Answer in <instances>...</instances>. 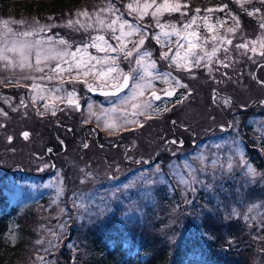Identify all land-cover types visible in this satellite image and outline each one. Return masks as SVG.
<instances>
[{
    "label": "rangeland",
    "instance_id": "374dc122",
    "mask_svg": "<svg viewBox=\"0 0 264 264\" xmlns=\"http://www.w3.org/2000/svg\"><path fill=\"white\" fill-rule=\"evenodd\" d=\"M164 3L180 10L157 12ZM219 4L83 0L57 14L0 7V53L7 56H0V71L11 93L0 101V188L7 208L35 217L37 238L45 241L26 264H57L76 255L72 242L99 224L127 234V247L140 236L172 248L188 236L219 235L228 245L256 247L240 252L247 264H264V201L247 198L257 186L264 192V170L246 146L250 135L264 149V2L231 0L243 12L228 8L229 15ZM21 42L34 45L31 67L21 68L19 52L6 50ZM49 48L75 56L46 59ZM199 56L205 58L196 66ZM127 73L130 85L118 96L96 100L85 89L116 87ZM170 88L185 99L176 108L178 121L167 124L163 112L173 108L152 94ZM70 100L83 101L82 109ZM94 112L109 137L98 148L81 131ZM153 115L159 118L146 120ZM140 125L133 146L126 144L121 131ZM144 158L149 161L140 162ZM237 229L240 237H233Z\"/></svg>",
    "mask_w": 264,
    "mask_h": 264
},
{
    "label": "trees",
    "instance_id": "16d2710c",
    "mask_svg": "<svg viewBox=\"0 0 264 264\" xmlns=\"http://www.w3.org/2000/svg\"><path fill=\"white\" fill-rule=\"evenodd\" d=\"M81 1L83 0H0V7H3V11L8 8H15L27 12L35 10L41 14L44 12L57 14L68 8H74ZM205 1L212 5L223 3L219 5L227 10L243 12L241 7L233 6L231 0ZM231 11L228 15L231 14ZM176 108L178 106H175L174 110H171L172 112L170 111L163 117L167 124H169L170 118L178 121L179 115L175 114ZM194 130H198V128ZM136 132L138 131L124 133L127 135L125 141L128 143L126 144H134L136 139L134 134H138ZM183 133L185 132L182 130L178 133V137ZM247 136H249L246 140L248 141L250 160L257 169L264 170V149L263 151L259 149L256 140L250 135ZM186 137L188 136L186 135ZM187 139L183 138V147L189 143ZM263 147L264 139L260 142V148ZM263 188L264 185H262ZM5 195L6 191L0 188V264H26L30 255L34 256L35 253H41L45 241H39L37 238L40 232L35 226V217L19 214L15 207L7 208ZM248 195L250 198H247L251 200L250 202H255L257 198L264 201V192L258 186L255 187L254 192H250ZM133 236L138 237L140 235L134 234ZM232 236L240 237V229L233 230ZM261 236L263 248L264 228ZM228 238L230 237L228 236ZM127 239V234L124 235L115 226L99 224L86 230L80 242H72L78 245L76 255H67L63 262L58 261L57 264H247L240 252L241 249L245 252L248 251L244 247L249 252L256 250V247L253 246L228 245L219 235L214 236L212 240H206L202 236H188L172 248L164 246L155 238L147 237L145 239L143 236L135 240L131 247H127Z\"/></svg>",
    "mask_w": 264,
    "mask_h": 264
},
{
    "label": "snow or ice",
    "instance_id": "6c2138e0",
    "mask_svg": "<svg viewBox=\"0 0 264 264\" xmlns=\"http://www.w3.org/2000/svg\"><path fill=\"white\" fill-rule=\"evenodd\" d=\"M155 2H156V0H151V3H152V4H155ZM261 2H264V0H261ZM150 6H151V5L148 4L147 2L144 4V8H145V9H147V8L150 7ZM128 7H129V8H132L133 5H132V4H129ZM162 8H167V10H169V11H179V10H180V6H179V5H176L175 7H172V8H168L167 3H164V4H161V5H159V6L157 7V12H159L160 9H162ZM252 14H253V13H249V15H252ZM153 15H155V13H154ZM20 22L23 23V21H20ZM77 23H78V21H77ZM113 23H115V22H113ZM125 23H127V22L125 21ZM69 24L72 25L73 22H72V21H69ZM4 25H5V28H7V31H8V32H11V31H12L11 28H8V27H7V25H8V22H7V21L4 22ZM84 26H85V25H81V27H84ZM101 26H103V23H102V22H101ZM89 27H90V25H89ZM108 27H111V24H110ZM260 27H261V28H264V18H262L261 21H260ZM41 30H43V29H41ZM230 31H232V29H230ZM30 34H31V33H28V32H24V33H22V35H24V36H27V35H30ZM177 34H179V33H177ZM98 39H99V40H103V37H102V36H101V37H98ZM117 39H119V38L117 37ZM228 42L230 43V41H228ZM59 43H60L61 45H66V44H67V41H64L63 39H61V40L59 41ZM143 43H144V41L141 40V41H140V44H143ZM33 46H34V45L29 44V43H27V42H21V43H19V44L14 43L13 46H12V48H10V49H6V50H7V51H13V52H19V54H20V63H19V66H20L21 68H23V67H25V66H27V67H31V64L28 63V57H29V50H30ZM192 47H195V45H190V49H191ZM241 47H246V45H241ZM101 50H103V49H101ZM112 50H113V51H116V49H112ZM215 51H216V49L213 48V52H212L211 54H206L207 57H208V59H211V56L215 53ZM41 55H42V53L38 50V51H37V59H36V63H37V65H39L40 62H41ZM43 55H44V57H45L46 59H57V58L63 59L65 56H68V55H73V56H75L74 53H69L67 50H65V51H56V49H54V48H49L47 51H45V52L43 53ZM131 55H132L131 52H128V53H127V56H131ZM146 55H147V53H146ZM187 55H188V53H186V56H187ZM0 56H3V54L0 53ZM177 56H179V53H177ZM3 58H4V59H7V56H3ZM126 58H127V57H126ZM164 58L167 59V54H165ZM204 58H205L204 56H199V57H197V59H196V66H199V61H200L201 59H204ZM137 63H139V61H137ZM58 67H59V66H58ZM152 67H155V63H153ZM37 70H38V71H43V69H40V68H38ZM113 70H114L113 68H109V69H108L109 72H111V71H113ZM84 74H85V75H88L87 72H85ZM148 75L150 76L151 73H148ZM52 78H53V77H51V76L48 77V79H52ZM141 80H144V78L141 77ZM149 83H150V82H149ZM261 84L264 85V81H261ZM122 86H123V87H127V86H128V77H127V76L124 77V80H123V84H122ZM143 86H144V85L138 83L137 88L139 89V88H142ZM140 94H142V92H141ZM173 94H174V93L171 92V91L166 92V95H168V96H171V95H173ZM153 95L155 96V98H156L157 100H160V96L156 95L155 93H153ZM69 102L71 103L72 101L70 100ZM225 102H227V101H225ZM147 106H150V105H147ZM134 107H135V106H134ZM166 110H167V109H165V111H166ZM5 115H6V113H5ZM24 135H25V137H27L28 134L25 133Z\"/></svg>",
    "mask_w": 264,
    "mask_h": 264
},
{
    "label": "flooded vegetation",
    "instance_id": "af4514ba",
    "mask_svg": "<svg viewBox=\"0 0 264 264\" xmlns=\"http://www.w3.org/2000/svg\"><path fill=\"white\" fill-rule=\"evenodd\" d=\"M5 80V71H3V72H1L0 71V84H2V87L0 86V90H4V89H6L7 87L9 88V86L10 85H8V84H6L5 82H3ZM161 93V92H160ZM3 94V92H0V97H2V96H5V95H2ZM178 95L180 94V92L178 91V93H177ZM103 99V98H102ZM101 98H99V99H96V100H102ZM161 100V101H160ZM159 100V102H166L167 100H165L164 98H162V99H160ZM82 101V100H81ZM80 102V101H79ZM169 102V101H168ZM173 102L172 101H170L169 102V106L172 104ZM72 106H76V105H72ZM168 106V107H169ZM77 107V106H76ZM82 107H83V101H82ZM82 107H81V109H82ZM78 109V108H77ZM80 109V110H81ZM79 111V110H78ZM99 115H100V119H99ZM92 121H86V122H84L83 124H82V127H81V131L83 132L82 133V135H84V136H87V135H89V141H90V143L91 142H94L95 144H96V146H97V148H98V146L99 147H101V145H102V143H101V140H103V138H106V139H109V137H107L106 135V131H105V129H104V127L102 126V125H100V123H99V121L101 122V124H102V117H101V114H99V113H93V115H92ZM91 118V117H90ZM85 119H87L86 117H85ZM103 127V128H102ZM77 129V128H76ZM86 130H89L88 132V134H86ZM79 132V130H76V132ZM79 134V133H78ZM93 134H95V135H93ZM75 135H76V133H75ZM80 135V134H79ZM104 146V145H103ZM110 144H105V146H104V149H106V148H110Z\"/></svg>",
    "mask_w": 264,
    "mask_h": 264
},
{
    "label": "water",
    "instance_id": "95a60500",
    "mask_svg": "<svg viewBox=\"0 0 264 264\" xmlns=\"http://www.w3.org/2000/svg\"><path fill=\"white\" fill-rule=\"evenodd\" d=\"M126 76L128 77V85H129L130 75L127 74ZM122 84H123V81H122ZM122 84L120 86L116 87V88H109V89H95V88H92L89 85L86 86V88L95 96H116V95L120 94L121 92H123L128 87V86L127 87H123ZM169 91L173 92L174 94L171 95V96L166 95V92H169ZM166 92L163 94V96L174 97V95L176 93V90H168ZM154 98H155V96H154ZM25 133H27V131L22 132L23 137H25V135H24Z\"/></svg>",
    "mask_w": 264,
    "mask_h": 264
}]
</instances>
